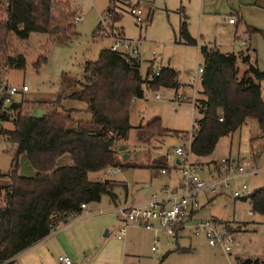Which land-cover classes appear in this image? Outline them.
Returning a JSON list of instances; mask_svg holds the SVG:
<instances>
[{
	"label": "rangeland",
	"instance_id": "374dc122",
	"mask_svg": "<svg viewBox=\"0 0 264 264\" xmlns=\"http://www.w3.org/2000/svg\"><path fill=\"white\" fill-rule=\"evenodd\" d=\"M60 1L67 3L73 13V36L67 41L42 34H30L25 41L8 38L7 55H21L24 67L6 69L0 61V83L18 88L26 86L27 92L13 96L15 102H22L23 113L39 115L50 108V103L61 98L59 105L69 111L73 120L89 121L91 115L86 112L85 105L65 96L78 90L76 82L80 79L83 64L95 61L100 50L108 49L112 45L110 37L116 32L134 47L141 77L148 68L153 70L156 65L174 70L178 84L175 91L159 89L156 92L160 99L154 100L153 92L144 89L142 99L131 103L128 114L131 129L125 141L115 147L116 159L131 167L106 178L117 184L112 193L120 204H127L124 206L143 202L152 194L161 196L162 187L174 188L179 179L176 169L172 168V151L183 139V134L173 133L189 130V102L199 97L200 75L195 71L202 62L198 48L214 47L221 53L248 54L249 63L264 72V0ZM131 8L140 10V23H136L129 14ZM107 9L110 17L118 15L113 23L105 19ZM4 16L0 9V20ZM228 16L234 23L231 26L225 20ZM182 18L196 46L181 44L178 31ZM41 59L42 62L34 68L33 64ZM245 69V65L238 64V76ZM174 94L186 98L187 102L175 105L171 102ZM260 97L264 102V81L260 83ZM153 119H158L161 128L169 135L146 144L138 142L134 128ZM1 127L6 130L12 128L9 123H2ZM13 154L14 145L0 139L1 174L11 169ZM123 155H126L125 160L121 159ZM160 157L166 160L165 175H160L158 169L148 168ZM222 158L241 164L247 174L242 180L251 191L264 188V137L255 121L247 118L238 130L220 138L205 160ZM70 164L67 155L56 161V166ZM198 166L202 163L198 162ZM16 174L22 177L34 175L25 155L16 158ZM198 176L205 177L203 173ZM89 178L101 179V174H91ZM3 183H7L6 178L0 179V184ZM234 186L235 183L230 182L228 188L218 189L215 195L207 191L199 193V208L186 224L216 219L232 230L239 225L238 234H233L235 247L228 255L219 248L209 247L202 234L194 236L187 228L174 240L161 232L129 227L122 240H117L118 223L114 212H110L112 205L107 196H102L98 204L88 206L91 214L102 218L81 220L75 228L83 235V246L86 247L67 259L71 264H131L133 261L138 264H235L237 255L244 253L264 261V217L249 214L248 202L231 198ZM220 192L222 194L217 195ZM100 219L101 225L98 224ZM154 237H157L155 243ZM152 246L155 248L153 252L150 251ZM40 247L46 256L35 264H57V247L54 251H48L45 244Z\"/></svg>",
	"mask_w": 264,
	"mask_h": 264
},
{
	"label": "trees",
	"instance_id": "16d2710c",
	"mask_svg": "<svg viewBox=\"0 0 264 264\" xmlns=\"http://www.w3.org/2000/svg\"><path fill=\"white\" fill-rule=\"evenodd\" d=\"M113 0H109L111 2ZM0 20V61L6 69H21V55H7L8 38L27 40L30 34L58 36L63 41L73 36V24L67 3L60 0H8ZM105 19L113 23L118 15ZM255 31V30H254ZM115 35L121 36L116 32ZM181 44L196 46L188 35L184 18L179 26ZM96 38V32L94 34ZM202 72L200 91L195 99L201 114L189 145L195 158L208 157L217 141L239 129L245 119H252L264 137V102L260 83L264 72L249 63L248 54L221 53L214 47H199ZM43 59L37 60V68ZM238 64L246 69L238 76ZM139 59L123 53L100 50L95 61L85 62L78 90L65 98L81 102L91 115L89 121L73 120L69 111L59 105L61 98L39 115L22 112V102L3 106L0 101V139L14 145L11 169L0 173V263L12 264V258L45 238L68 218L80 214L79 206L97 203L102 196L115 201L116 183L108 179H90L107 168L126 169L116 159V145L124 142L131 127L128 114L132 100L142 99L143 90H176L177 73L160 66L154 76L148 68L139 73ZM221 121L218 122L217 120ZM2 123L11 124L10 130ZM138 142L146 144L169 135L158 119L134 128ZM171 134V133H170ZM178 134V133H173ZM254 141V140H253ZM25 155L34 170L32 177L16 174V158ZM67 155L69 166H56L59 157ZM136 167V166H134ZM150 169H166L165 159H155ZM250 213L264 217V188L253 191L248 199ZM235 264H264L262 260L236 259Z\"/></svg>",
	"mask_w": 264,
	"mask_h": 264
},
{
	"label": "built area",
	"instance_id": "2783aa9c",
	"mask_svg": "<svg viewBox=\"0 0 264 264\" xmlns=\"http://www.w3.org/2000/svg\"><path fill=\"white\" fill-rule=\"evenodd\" d=\"M0 4L6 7L8 0H0ZM129 14L134 18L136 23L141 22V12L137 8H131ZM227 24H233L231 17H226ZM77 19L75 20V22ZM112 45L108 48L113 53L127 54L133 58H137L135 49L131 43L124 40L121 36L113 35L110 37ZM243 45V43H240ZM160 66L156 65L152 71L154 76L159 73ZM201 74L202 67H198L195 71ZM147 91L148 88L146 89ZM27 92L26 86L13 87L0 83V101L3 106H8L10 103L15 102L13 96ZM153 99L159 100L160 96L157 92H153ZM134 100H132L133 102ZM172 103L179 105V103L187 102V99L181 96H173ZM190 121L189 130L178 134H183L181 142L173 148V156L177 164L175 167L179 175V184L176 189L168 190L163 195H151L148 200L143 204H134L129 206L116 207L115 218L118 223V228L115 232V238L122 240L127 228H138L153 232H161L166 237L174 238L178 231L187 228L189 232L196 236L202 234L209 247L219 248L222 253L228 255L235 247L233 242V234L227 228L217 224L213 220L199 222L194 225H186L190 221V215L197 211L199 208L197 196L199 193L207 191L210 194H216V191L221 188H228L230 182H236V186L232 188L230 196L234 200H242L247 202L250 195L253 193L242 180L247 175L241 164L230 160L229 158H222L216 162L214 169L208 173L205 179L198 176L199 166L198 162L190 153L189 145L194 134L198 118L195 100L189 102ZM218 122L221 120L218 119ZM120 171L119 168H107L102 173V178L112 177ZM250 172L249 174H251ZM164 174V170L160 171ZM241 179V181H240ZM80 211L85 212V205L79 206ZM157 241L154 237L153 242ZM152 246L150 251H154ZM15 258V257H14ZM12 258V262L14 260ZM58 264H71L66 257H58ZM0 264H7L3 262ZM131 264H138L133 261Z\"/></svg>",
	"mask_w": 264,
	"mask_h": 264
},
{
	"label": "crops",
	"instance_id": "0c3cea01",
	"mask_svg": "<svg viewBox=\"0 0 264 264\" xmlns=\"http://www.w3.org/2000/svg\"><path fill=\"white\" fill-rule=\"evenodd\" d=\"M230 17V16H228ZM234 24V23H233ZM233 24H228V25H233ZM176 94H174L173 96H175ZM66 97V96H65ZM173 98V97H172ZM165 159V158H164ZM205 158H195L194 160H196L197 162L202 163V166H200L199 168V172L198 175L200 173L204 174V178L205 179L208 176V173H210L213 169H214V165L216 164L217 161H206ZM166 161V160H165ZM172 168L176 169L175 167V159L173 158L172 161ZM161 169H159V173H160ZM177 171V169L175 170ZM102 173L101 172V179L102 178ZM166 174V169H164V174H160V175H165ZM200 177V176H199ZM201 178V177H200ZM92 180V178H90ZM235 183L236 186V182ZM121 187H124L123 183H119ZM179 184V179L177 181V185L174 188L171 189H167L166 187H162L160 189V194L163 195L165 190H172V189H176L178 187ZM234 186V187H235ZM222 193H218L217 195H221ZM155 195V194H152ZM151 196V195H150ZM109 200V199H108ZM148 200V199H147ZM147 200L137 203V204H143L145 203ZM99 202V201H98ZM97 203H90L92 204H98ZM109 203L112 205V208L110 210V212H114L116 207H119L120 205L126 204L125 202H122V204L119 203L117 197L115 196V201L111 202L109 200ZM90 204L85 205V212L80 211V214L75 216V217H71L68 218L67 222L65 224L59 225L57 226L53 231H51L45 238H43L42 240H40L39 242H37L36 244H34L33 246L29 247L28 249H26L25 251H23L22 253L18 254L17 256H15L13 263L12 264H35V262H38L40 259H44L45 258V251L44 249H41V244H45L48 246V251H54V249L57 247V256H56V260L58 257H72V255L74 256V252H78L81 251L82 249H84L86 246L84 245L83 242V235L80 233L79 229H75L78 225L77 222L81 221V220H85V219H89V218H99L97 217L98 214H91L88 211V206ZM127 205V204H126ZM129 205H134V204H129ZM197 211L193 212L190 215V220H192V218L194 217V215L196 214ZM82 213H84V215L82 216ZM91 214V215H89ZM115 214V212H114ZM249 214L250 211H249ZM96 216V217H95ZM102 218V217H100ZM213 221H215L217 224L227 228L229 231H231L232 233H234L235 235L238 234V229H240L239 225H236V230H232L231 228H229L227 226V224L222 223L219 220L214 219ZM98 224H102L101 219L98 221ZM118 226V225H117ZM182 230L178 231L176 236L174 237V240L178 237V234L181 232ZM106 235V232H104V236ZM47 251V250H46ZM238 257H236L234 260L236 259H241V260H261L259 258H252L250 256H248L247 254L244 253H240L237 255ZM263 261V260H262ZM58 264V262H57Z\"/></svg>",
	"mask_w": 264,
	"mask_h": 264
},
{
	"label": "water",
	"instance_id": "95a60500",
	"mask_svg": "<svg viewBox=\"0 0 264 264\" xmlns=\"http://www.w3.org/2000/svg\"><path fill=\"white\" fill-rule=\"evenodd\" d=\"M118 150L120 151L121 148H119ZM121 159H122V160H125V159H126V155H123ZM175 164H177V161H175Z\"/></svg>",
	"mask_w": 264,
	"mask_h": 264
}]
</instances>
